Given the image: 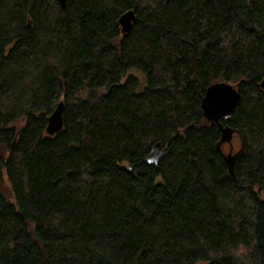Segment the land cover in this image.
<instances>
[{
	"label": "trees",
	"instance_id": "16d2710c",
	"mask_svg": "<svg viewBox=\"0 0 264 264\" xmlns=\"http://www.w3.org/2000/svg\"><path fill=\"white\" fill-rule=\"evenodd\" d=\"M263 79L264 0H0V264H264Z\"/></svg>",
	"mask_w": 264,
	"mask_h": 264
},
{
	"label": "water",
	"instance_id": "95a60500",
	"mask_svg": "<svg viewBox=\"0 0 264 264\" xmlns=\"http://www.w3.org/2000/svg\"><path fill=\"white\" fill-rule=\"evenodd\" d=\"M60 4L65 7L66 0H59ZM136 15L134 10H129L125 12L119 19V24L123 33L130 31L133 21L135 20ZM260 88L264 90V79L260 82ZM241 100V91L240 88L234 84H231L226 81L216 82L208 87L206 93L202 99L201 109L203 111L204 117L210 123H214L220 126L223 132V138L221 143L224 140H230L233 134V131L226 128L222 121L231 117ZM65 109V103L63 101L59 102L52 112L51 115L47 118V133L49 136H55V134L63 129L64 120L63 112ZM167 148H163L161 144H157L153 149L149 161H157L159 155L165 153ZM239 152L233 154L229 152L227 155V161L230 170V176L236 182H238L237 177L234 171V159ZM48 264H51L50 262Z\"/></svg>",
	"mask_w": 264,
	"mask_h": 264
},
{
	"label": "rangeland",
	"instance_id": "374dc122",
	"mask_svg": "<svg viewBox=\"0 0 264 264\" xmlns=\"http://www.w3.org/2000/svg\"><path fill=\"white\" fill-rule=\"evenodd\" d=\"M139 78L141 81V88L144 87L145 85V77L144 75L137 71V70H132ZM24 119H19L16 120L15 122L12 123L13 126H15L17 129H20L23 126ZM242 145L241 138L238 134L234 133L231 136V139L228 141L227 139L223 141L222 147L225 150L226 153L232 152L233 154L236 153L237 151L240 150ZM6 153V149L2 148V152ZM1 189L4 191L3 193L5 196L10 199L12 198V189L9 181L7 180L6 176L3 177V180L0 183Z\"/></svg>",
	"mask_w": 264,
	"mask_h": 264
},
{
	"label": "clouds",
	"instance_id": "9594fccd",
	"mask_svg": "<svg viewBox=\"0 0 264 264\" xmlns=\"http://www.w3.org/2000/svg\"><path fill=\"white\" fill-rule=\"evenodd\" d=\"M232 251L237 257L244 258L247 256L249 248L246 244L242 242L237 247L233 248Z\"/></svg>",
	"mask_w": 264,
	"mask_h": 264
}]
</instances>
